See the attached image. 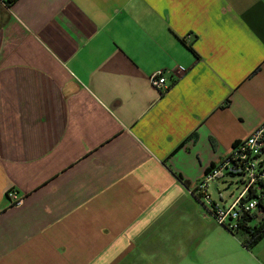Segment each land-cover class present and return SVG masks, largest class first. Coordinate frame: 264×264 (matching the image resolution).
<instances>
[{
	"label": "crops",
	"instance_id": "crops-1",
	"mask_svg": "<svg viewBox=\"0 0 264 264\" xmlns=\"http://www.w3.org/2000/svg\"><path fill=\"white\" fill-rule=\"evenodd\" d=\"M262 122L264 0H0V264H186Z\"/></svg>",
	"mask_w": 264,
	"mask_h": 264
},
{
	"label": "built area",
	"instance_id": "built-area-1",
	"mask_svg": "<svg viewBox=\"0 0 264 264\" xmlns=\"http://www.w3.org/2000/svg\"><path fill=\"white\" fill-rule=\"evenodd\" d=\"M150 81L152 85L160 92H165L171 85L166 76H164L162 70L155 71L150 76ZM261 162H264V122L258 125L245 139H243L231 158L217 163L216 167L211 170L210 173L206 175L204 173L200 183H198L197 186L192 190V194L195 191V193L200 196L201 201L210 208L213 200L210 189L212 188L213 184H215L218 188L217 184L214 183L217 179H224L223 181L229 180L228 178L224 177L226 172L231 173L239 180L243 179L244 183L242 184V190L235 200L230 205H225L223 208L218 207L213 214V216H215V220L219 224L227 222L230 214L233 217L237 215V203L239 199L245 194L249 185L254 183ZM261 168L263 170L262 175L264 176V163L262 164ZM223 181L222 185L225 184ZM11 195L12 200L16 204L22 203L23 199L17 193L12 192ZM246 206L247 208H254L255 201L249 202Z\"/></svg>",
	"mask_w": 264,
	"mask_h": 264
},
{
	"label": "trees",
	"instance_id": "trees-1",
	"mask_svg": "<svg viewBox=\"0 0 264 264\" xmlns=\"http://www.w3.org/2000/svg\"><path fill=\"white\" fill-rule=\"evenodd\" d=\"M15 0H6L8 6L12 5ZM192 51V47L188 46ZM194 54H196L194 52ZM197 57V55H196ZM243 140H236L232 144V150L226 156H224L220 162L225 161L232 157L233 153L238 149V145ZM233 152V153H232ZM258 169L256 179L254 183L250 184L247 188L245 194L239 199L236 207L237 215L233 217L229 215L227 222H223L221 225L232 235L237 237L241 242V245L246 249H253L262 239L264 238V176L262 175V164ZM216 167V164L210 165L206 171L205 175L210 173ZM225 178H230V180H225L223 183L232 184L235 182L238 186L242 187L244 183L243 179H237L234 175L229 172L224 174ZM235 178V179H234ZM182 180V178L180 177ZM228 187V186H226ZM220 190V188L218 189ZM193 196L198 204L202 205L204 210L207 211L211 216L215 213V210L220 207L223 208L225 205L219 204L216 200H212L210 208L201 201L200 196L194 191ZM251 201H255L254 208H247V204ZM215 219V216H213Z\"/></svg>",
	"mask_w": 264,
	"mask_h": 264
},
{
	"label": "rangeland",
	"instance_id": "rangeland-1",
	"mask_svg": "<svg viewBox=\"0 0 264 264\" xmlns=\"http://www.w3.org/2000/svg\"><path fill=\"white\" fill-rule=\"evenodd\" d=\"M214 183L220 185V190L213 184L210 193L212 199L221 205H230L242 190L235 182L222 185L217 179ZM211 217L216 225L205 235L199 250L186 264H264V238L252 250L246 249L237 237Z\"/></svg>",
	"mask_w": 264,
	"mask_h": 264
}]
</instances>
